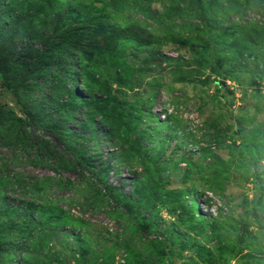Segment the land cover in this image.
Instances as JSON below:
<instances>
[{
  "label": "rangeland",
  "instance_id": "1",
  "mask_svg": "<svg viewBox=\"0 0 264 264\" xmlns=\"http://www.w3.org/2000/svg\"><path fill=\"white\" fill-rule=\"evenodd\" d=\"M3 201L0 264H264V0H0Z\"/></svg>",
  "mask_w": 264,
  "mask_h": 264
},
{
  "label": "trees",
  "instance_id": "2",
  "mask_svg": "<svg viewBox=\"0 0 264 264\" xmlns=\"http://www.w3.org/2000/svg\"><path fill=\"white\" fill-rule=\"evenodd\" d=\"M19 54L22 55L23 54V50H21ZM11 89H12L13 95L16 98H18L17 88L13 87ZM74 95L78 96L77 93H74ZM19 121L22 122V123H25V121H23V120H19ZM87 168H89V165H87ZM21 192H24V190H21ZM124 203H125L126 206L130 205V203L127 200H125V199H124ZM11 211H13V210L7 205L6 201H3L2 203H0V213L7 214L9 216L11 214ZM183 211H184V213H188V211H191V208L190 209L189 208L186 209V207L183 206ZM10 249H11V246L9 245V243L0 242V253L1 254L7 253Z\"/></svg>",
  "mask_w": 264,
  "mask_h": 264
},
{
  "label": "water",
  "instance_id": "3",
  "mask_svg": "<svg viewBox=\"0 0 264 264\" xmlns=\"http://www.w3.org/2000/svg\"><path fill=\"white\" fill-rule=\"evenodd\" d=\"M219 85L224 86V82L220 81Z\"/></svg>",
  "mask_w": 264,
  "mask_h": 264
}]
</instances>
